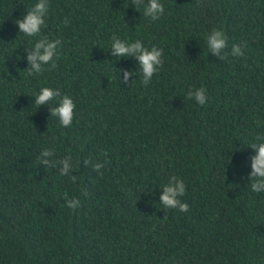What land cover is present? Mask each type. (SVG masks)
Listing matches in <instances>:
<instances>
[{
	"label": "trees",
	"instance_id": "1",
	"mask_svg": "<svg viewBox=\"0 0 264 264\" xmlns=\"http://www.w3.org/2000/svg\"><path fill=\"white\" fill-rule=\"evenodd\" d=\"M37 2L0 0V264H264V192L248 179L264 134V0H160L155 22L132 0H49L41 36L62 40L59 59L31 77L37 38L15 21ZM213 28L226 60L208 52ZM113 35L163 49L147 88L135 57L111 55ZM124 71L137 74L123 83ZM43 87L73 99L71 127L55 101L34 104ZM200 87L204 106L186 95ZM45 148L72 156L76 183L39 165ZM173 174L188 212L160 204Z\"/></svg>",
	"mask_w": 264,
	"mask_h": 264
},
{
	"label": "clouds",
	"instance_id": "2",
	"mask_svg": "<svg viewBox=\"0 0 264 264\" xmlns=\"http://www.w3.org/2000/svg\"><path fill=\"white\" fill-rule=\"evenodd\" d=\"M137 12L143 9V16L150 21L155 22L164 16L165 8L160 0H132V5ZM49 0H38L23 16L22 19L15 21L18 26L19 33L26 37H36V41L30 48L31 53L27 59L29 67L27 70L28 76L36 77L41 75L45 70H54L57 67L56 61L59 59L60 47L62 40H51L48 37L41 36V29L47 27L46 18L49 13ZM69 20L65 18L64 26L67 27ZM208 52L217 56L221 61L227 59L228 53L225 49L228 47L227 37L223 30L213 28L205 37ZM247 44L239 45L233 44L231 47V55L233 57H243L245 55L244 49ZM29 49L25 50L28 51ZM111 55L117 60L120 58L128 59L135 57L139 62V74L142 77L141 83L147 88L153 76L158 74L162 69L164 61L162 59L163 49L152 46L150 49L145 47L141 40L129 42L118 38L116 35L112 36L111 40ZM45 66H50L46 68ZM137 73L131 71H124L123 83H127L130 76H135ZM121 83V81H120ZM187 98L194 100L200 106L207 103L206 89L200 87L198 89H190L187 92ZM55 101L57 106L50 109L51 117H55L59 126L69 128L72 125L76 104L68 95H62L58 89L43 87L35 96V105H48ZM254 141L250 148L254 150L255 155L251 160V173L248 179L251 181L250 188L253 193L264 192V134L254 137ZM54 142V140H53ZM107 156V153H103ZM56 156L54 148H45L40 152L37 158L39 165H44L45 168H58L61 176H67L71 183H76L77 176L70 175L74 171L73 159L71 155L64 156L61 159H53ZM85 166H88L90 161H83ZM107 163V161H105ZM104 163H95L92 165L93 171L102 176L100 171L104 168ZM186 194L185 182L176 175H171L167 183L162 187V194L159 197L160 204L164 209H177L181 213L189 211V205L181 200V197ZM87 195V192H84ZM64 206L75 212L80 206L81 202L76 198H69L67 193L64 194ZM167 216H164V220Z\"/></svg>",
	"mask_w": 264,
	"mask_h": 264
}]
</instances>
